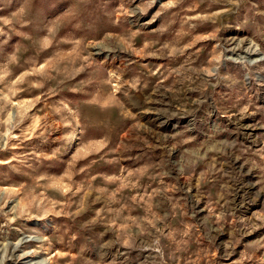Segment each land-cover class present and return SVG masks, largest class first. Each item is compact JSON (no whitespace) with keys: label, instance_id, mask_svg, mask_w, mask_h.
Here are the masks:
<instances>
[{"label":"rangeland","instance_id":"rangeland-1","mask_svg":"<svg viewBox=\"0 0 264 264\" xmlns=\"http://www.w3.org/2000/svg\"><path fill=\"white\" fill-rule=\"evenodd\" d=\"M0 264H264V0H0Z\"/></svg>","mask_w":264,"mask_h":264}]
</instances>
